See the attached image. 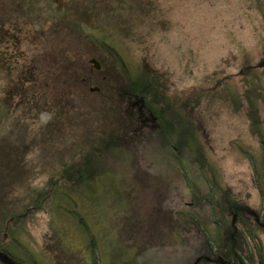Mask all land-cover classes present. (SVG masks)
Returning <instances> with one entry per match:
<instances>
[{"label": "rangeland", "instance_id": "rangeland-1", "mask_svg": "<svg viewBox=\"0 0 264 264\" xmlns=\"http://www.w3.org/2000/svg\"><path fill=\"white\" fill-rule=\"evenodd\" d=\"M15 2L0 0V249L22 264H205L199 225L229 224L227 203L259 201L262 9L244 0ZM75 11L119 55L81 32ZM128 77L156 84L161 107L173 99L163 140L149 132L104 144L124 134L109 122L117 100L106 86L115 80L121 94ZM77 165L89 176L67 179ZM104 173L114 180L99 190ZM61 184L77 185L75 218L65 203L51 207ZM84 187L91 200L81 201ZM24 202L17 219L2 218ZM251 229L249 264H264V230Z\"/></svg>", "mask_w": 264, "mask_h": 264}, {"label": "flooded vegetation", "instance_id": "flooded-vegetation-1", "mask_svg": "<svg viewBox=\"0 0 264 264\" xmlns=\"http://www.w3.org/2000/svg\"><path fill=\"white\" fill-rule=\"evenodd\" d=\"M248 3L250 2L251 5H255L262 9L264 13V0H244ZM111 84L109 87L114 89L116 88ZM117 86V85H116ZM97 88L96 92H100L102 88L98 85L93 86L92 88ZM91 88V89H92ZM106 90L110 93L108 87L106 86ZM114 93L115 89L112 90ZM110 100H117L115 103L113 102V106L116 108V113H113L114 116L109 118V122L113 123L114 130L117 128L123 129V133L127 134L128 132L131 133L132 136L128 135V138H136L140 135L147 134L149 132L154 133L158 141L160 140L159 136L162 137L166 134V130L171 127L169 125V120L172 122V118L167 117V113L173 114V99L171 102L166 101L167 103H171V106L166 108L161 105L163 104L159 98H153L144 94H138L131 91H124V95L120 98H116L115 96H106ZM161 104V105H160ZM165 110H164V109ZM126 115V116H125ZM168 127V128H167ZM123 134V135H124ZM118 136V135H117ZM121 136V135H119ZM125 136V135H124ZM171 146V151L175 150L176 147L173 146V143L169 144ZM176 157L175 154L172 152L171 159L174 161ZM175 163V162H172ZM253 163V162H252ZM255 167H252V176L251 181L253 183L254 189L257 191L259 196V201L256 206H249L247 204H243L242 202H236L237 206L232 207L231 204H226L225 207L222 209L224 210V214H231L233 216L231 222L226 224V219L224 220L223 224L221 225L219 221L217 222L213 219L211 224L208 226L199 225L201 226V231H203V239L205 244V253H203V260L205 264H235L232 259L226 258L223 254L220 255H211L210 251L206 248H209L210 244V231L216 230L222 231L223 229L230 228L232 231H243L248 229V225H251V228L255 230H264V176H261L259 170L258 162H254ZM210 193V190H209ZM191 204V203H190ZM227 209V210H226ZM197 226V225H196ZM3 242V241H1ZM0 242V246H1ZM257 255V254H256ZM254 257L253 259H255ZM250 259L248 262L245 261V264H249ZM253 264H257L259 262H253ZM0 264H22L20 263L15 257H11L8 255L4 250L0 249ZM193 264V263H192ZM239 264V263H237Z\"/></svg>", "mask_w": 264, "mask_h": 264}, {"label": "trees", "instance_id": "trees-1", "mask_svg": "<svg viewBox=\"0 0 264 264\" xmlns=\"http://www.w3.org/2000/svg\"><path fill=\"white\" fill-rule=\"evenodd\" d=\"M17 5L19 3V0H16ZM25 4H29L28 2L27 3H24ZM19 6H23V5H20ZM23 8V7H22ZM67 10H71V7H67L66 10L63 11V9H61V13H64L65 11L67 12ZM76 12V15L74 16V20L73 22H75L77 24V26L79 27V30H81V32L83 34H85L86 36H88L89 38H93V41L95 43H97L98 45L100 46H103L105 47L106 50H112L113 52H115V54H118L117 51L114 49V47L103 37L100 35V33H98L97 31L99 30V28H96V27H92L91 26V22H88L86 21L84 18L81 17L80 13H78L77 11ZM83 19V20H82ZM82 21V22H81ZM77 27V28H78ZM119 55V54H118ZM125 69V68H124ZM130 73H128L129 75ZM126 75H127V72H126ZM127 75V76H128ZM129 78V77H128ZM154 79V80H153ZM130 80V83L127 84V83H124L123 85V88L124 86L126 87V90H121V94H118L117 95V91H115L114 93H112L114 89L110 88L108 86V89L110 90V94L111 95H108V96H115L117 99L122 97L124 95V91H131V92H135V93H138V94H144V95H147V96H150V97H153V98H158L157 97V94L156 95H153V90L157 93L158 91L156 90V88L158 89V87L156 86V84H153L152 82H154L156 80V76L153 75L152 77V82H148V87L146 88L144 86V84H141L140 82H133V80H135V78H129ZM109 81V80H108ZM110 81L114 82L115 80H111ZM86 84L89 82L87 80H85ZM125 82V81H124ZM151 83H152V86H151ZM120 85V84H119ZM118 87H121L122 85H120ZM151 87L152 90H151V94L150 92H146L147 89ZM128 135L131 136V133H127L124 135H121V136H117L114 134V138L112 137H109V138H105L104 140V144L105 145H117L116 143L117 140L119 139H123V141H127V143L129 142L128 141ZM164 137H167V133L164 134L162 137L159 136L160 140ZM166 139V138H165ZM170 139V138H169ZM163 140V139H162ZM171 140V139H170ZM169 140V142L167 141L166 144H171V141ZM165 144V145H166ZM92 146V145H91ZM90 146V147H91ZM94 156H87L85 158H90V157H98L97 155H95V152H93ZM172 155V154H171ZM78 167L76 168H73L75 171L72 173V172H69L66 174L67 176V179H72V175H74V177L78 178V179H82L83 177H88L89 176V172L90 171V167L88 165H84V168L82 169V167L80 168L79 165H77ZM94 166H98L97 164H94L92 167ZM88 170V171H87ZM63 178V177H62ZM112 178V180H114V178L112 177V175H107V174H99V176H97L95 179H97L98 183H96L97 187L99 190H105L106 188V185H107V181L106 180H109L108 182L111 183L112 180H110ZM79 183V181H78ZM80 184V183H79ZM81 185V184H80ZM77 188V185H72V188H70V186H66L64 184H61L59 188H57L54 192L56 194V197L53 198L51 197V207H54L56 208V210L60 211L62 210L63 208V204L65 205L64 207H66V205H69L71 206V208L67 211L68 213L70 214L71 217L75 218L76 214H77V211H76V208L78 209L79 207V204L78 202L80 200H78L77 198H75L73 195L74 194H70L69 193V190L71 189H75ZM84 190L85 191H89L85 194L84 197H81V201H85V200H91L92 198V195H89L91 194V188L89 187H84ZM58 192V193H57ZM74 190L71 191V193H73ZM88 194V195H87ZM58 199L60 202L62 203H59L58 202ZM41 200V199H40ZM40 200L39 199H36L34 202H33V208L37 209L38 206L37 204L40 203ZM32 201V200H31ZM54 202V203H53ZM29 205L24 202L23 204H20V206L16 207V208H4V209H1L2 213H4L3 217L2 218H6V217H12L13 220L17 219V217L20 216V214L23 212V211H20L21 209L23 210V207L26 208L28 207ZM234 206H236L235 204H232V207L234 208ZM3 208V207H2ZM20 208V209H18ZM66 210V209H65ZM227 210V209H226ZM89 233H90V230H88ZM253 233V230L251 229V225H248V229L247 230H243V231H232L230 228H226L224 229V231H218L216 232V234L214 235L213 232L210 231V244H209V248H206L207 250L210 251L211 255H220V254H223L224 256H226V258H229V259H232L234 262H236L235 264L239 263V264H245V260H249V257L245 250L246 249H249V245H247L248 243V240L247 239V236H251ZM232 235H234V237H232ZM252 237V236H251ZM249 251V250H248ZM204 254H207V252Z\"/></svg>", "mask_w": 264, "mask_h": 264}, {"label": "water", "instance_id": "water-1", "mask_svg": "<svg viewBox=\"0 0 264 264\" xmlns=\"http://www.w3.org/2000/svg\"><path fill=\"white\" fill-rule=\"evenodd\" d=\"M90 63L93 64L94 68H96V69H99L100 68V65H99L98 61H96L95 59H90ZM96 89L97 88L94 87L91 90H96Z\"/></svg>", "mask_w": 264, "mask_h": 264}]
</instances>
